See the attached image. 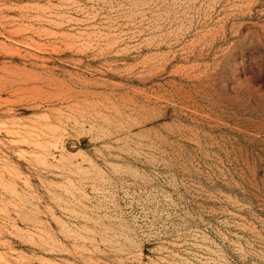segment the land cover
Segmentation results:
<instances>
[{
	"label": "rangeland",
	"instance_id": "obj_1",
	"mask_svg": "<svg viewBox=\"0 0 264 264\" xmlns=\"http://www.w3.org/2000/svg\"><path fill=\"white\" fill-rule=\"evenodd\" d=\"M0 264H264V0H0Z\"/></svg>",
	"mask_w": 264,
	"mask_h": 264
}]
</instances>
